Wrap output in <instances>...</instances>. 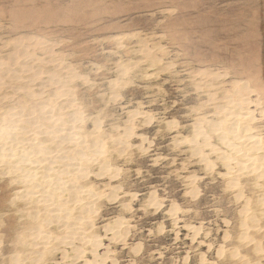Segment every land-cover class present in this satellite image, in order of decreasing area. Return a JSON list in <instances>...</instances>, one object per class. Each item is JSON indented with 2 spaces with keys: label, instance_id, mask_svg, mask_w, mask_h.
<instances>
[{
  "label": "rangeland",
  "instance_id": "rangeland-1",
  "mask_svg": "<svg viewBox=\"0 0 264 264\" xmlns=\"http://www.w3.org/2000/svg\"><path fill=\"white\" fill-rule=\"evenodd\" d=\"M0 264H264V0H0Z\"/></svg>",
  "mask_w": 264,
  "mask_h": 264
},
{
  "label": "bare ground",
  "instance_id": "bare-ground-1",
  "mask_svg": "<svg viewBox=\"0 0 264 264\" xmlns=\"http://www.w3.org/2000/svg\"><path fill=\"white\" fill-rule=\"evenodd\" d=\"M14 42H15V41H14ZM34 42H36V41H34ZM18 43H19V42H18ZM15 44H16V42H15ZM18 48H19V47H18ZM241 88H242V89H245V85L243 84V85L241 86ZM241 88H240V89H241ZM234 89H236V90L238 91L239 88H238V86H237V87H235ZM101 149H102V148H101ZM38 152H39V151H38ZM81 176H82V175H81ZM73 180H75V179H73ZM27 184H28V183H27ZM29 187H30V186H29ZM65 215H66V214H65ZM69 229H70V228H69ZM37 234H38V233H37ZM31 235H32V234H31ZM34 235H35V234H34ZM38 237H39V236H38ZM47 237H48V236H45L44 238H47ZM25 243H26V242H25ZM94 243H95V242L93 241L92 244L94 245ZM41 253H42V252H41ZM26 257H27V256H26Z\"/></svg>",
  "mask_w": 264,
  "mask_h": 264
}]
</instances>
